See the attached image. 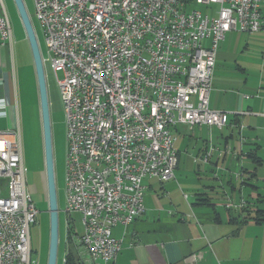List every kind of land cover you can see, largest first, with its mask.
Wrapping results in <instances>:
<instances>
[{
	"label": "built area",
	"instance_id": "2783aa9c",
	"mask_svg": "<svg viewBox=\"0 0 264 264\" xmlns=\"http://www.w3.org/2000/svg\"><path fill=\"white\" fill-rule=\"evenodd\" d=\"M263 1L34 0L66 113L65 214L81 218L83 264H115L113 229L145 212V182L174 178L178 128L229 125L210 107L217 54L228 33L262 30ZM0 2V46L11 45ZM27 173L17 124L0 131V264H36Z\"/></svg>",
	"mask_w": 264,
	"mask_h": 264
},
{
	"label": "crops",
	"instance_id": "0c3cea01",
	"mask_svg": "<svg viewBox=\"0 0 264 264\" xmlns=\"http://www.w3.org/2000/svg\"><path fill=\"white\" fill-rule=\"evenodd\" d=\"M262 19L260 32H230L219 47L210 107L228 113L229 125L177 129L185 144L176 143L174 178L145 182V212L113 229L123 240L115 264H264V220H255L264 215V1ZM13 46H0V131L18 121ZM182 154L191 175L179 170Z\"/></svg>",
	"mask_w": 264,
	"mask_h": 264
},
{
	"label": "rangeland",
	"instance_id": "374dc122",
	"mask_svg": "<svg viewBox=\"0 0 264 264\" xmlns=\"http://www.w3.org/2000/svg\"><path fill=\"white\" fill-rule=\"evenodd\" d=\"M1 1V0H0ZM28 8L29 14L35 26V30L41 45L42 53H47L45 40L39 22L35 16L34 0H24ZM6 10L10 16L13 28V43L15 57V98L12 109L18 112V123L20 125L22 135V146L24 161L28 168L27 185L28 191L37 206L38 216L36 224L31 228V244L34 253L36 264H47L49 252L50 238V214L48 210V193L44 162V148L42 136V123L39 107V95L37 88L36 75L30 45L28 40L19 42V36L25 35V31L15 7L13 0H2ZM1 3V2H0ZM199 10L204 12L203 8ZM50 107L53 123L54 136V153H55V171L57 180L58 203L60 209V245L57 264L65 263V243L68 231V221L65 214L66 207V113L62 102L59 84L51 69L49 63H45ZM59 79L63 78L62 73L58 75ZM6 104H1L0 110L7 107ZM180 139V140H179ZM184 138L178 137L177 146L185 144ZM196 140H193L190 145V154L194 152L193 148L196 145ZM219 145V143H216ZM182 166L180 169L183 173L193 174L190 170L191 163L188 164L187 156L182 154ZM191 161V160H190ZM184 163V164H183ZM186 171V172H184ZM181 172V173H182ZM195 178V177H193ZM73 228L78 234L83 233V226L79 215L72 216Z\"/></svg>",
	"mask_w": 264,
	"mask_h": 264
},
{
	"label": "water",
	"instance_id": "95a60500",
	"mask_svg": "<svg viewBox=\"0 0 264 264\" xmlns=\"http://www.w3.org/2000/svg\"><path fill=\"white\" fill-rule=\"evenodd\" d=\"M21 19L30 50L37 81L39 107L42 123L44 162L48 193V210L50 214V238L47 264H57L60 245V209L58 203L57 180L55 171V153L53 123L50 107L46 68L41 45L34 23L24 0H13Z\"/></svg>",
	"mask_w": 264,
	"mask_h": 264
},
{
	"label": "trees",
	"instance_id": "16d2710c",
	"mask_svg": "<svg viewBox=\"0 0 264 264\" xmlns=\"http://www.w3.org/2000/svg\"><path fill=\"white\" fill-rule=\"evenodd\" d=\"M250 158L254 159L255 156L250 155ZM255 161H257V159H255ZM253 175L255 176L254 173H253ZM251 179H252V177H251ZM256 213H257V216H259V217H256L255 220L258 223H261L264 220V219H261V217H263L264 215L262 214L261 211H258ZM79 235L80 234H78L76 232V230L73 228L72 223H69L68 224L67 237H66V243H65L66 246H65V257H64L65 263L64 264H83L82 259L79 255L78 245L74 241V238L79 236ZM32 251H33V258H34V253L36 251L33 249H32Z\"/></svg>",
	"mask_w": 264,
	"mask_h": 264
}]
</instances>
